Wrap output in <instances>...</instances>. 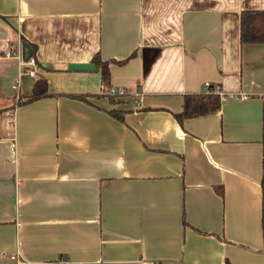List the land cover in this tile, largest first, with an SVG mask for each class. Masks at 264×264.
Wrapping results in <instances>:
<instances>
[{
  "label": "crops",
  "instance_id": "0c3cea01",
  "mask_svg": "<svg viewBox=\"0 0 264 264\" xmlns=\"http://www.w3.org/2000/svg\"><path fill=\"white\" fill-rule=\"evenodd\" d=\"M243 9L264 0H0V264H264V43H240ZM22 41L35 76L5 56ZM39 77L48 95L18 103ZM205 83L247 97L178 122Z\"/></svg>",
  "mask_w": 264,
  "mask_h": 264
},
{
  "label": "trees",
  "instance_id": "16d2710c",
  "mask_svg": "<svg viewBox=\"0 0 264 264\" xmlns=\"http://www.w3.org/2000/svg\"><path fill=\"white\" fill-rule=\"evenodd\" d=\"M239 40L240 43H264V10H249L243 9L240 11L239 18ZM33 49L32 55L33 56ZM92 61L96 67L100 70V80L102 85V94L107 95L111 104H120L122 99L120 96L108 94V90L112 87L110 83V70L109 61L100 59L99 55H94ZM123 62V61H117ZM48 95L46 80L39 77L35 80L31 94L26 97L23 101H18V103H28L39 99L43 96ZM69 97L87 101V95L77 94L69 95ZM220 106L219 96L213 91L197 94H186L183 96V107L174 116L178 122L186 118H192L200 115H205L216 111ZM1 111V110H0ZM108 113L119 121L123 120L125 111L123 109L112 107L108 110ZM264 123V112L262 115ZM261 189L264 194V167L262 171V176L260 180ZM62 259V261H54L49 264H70Z\"/></svg>",
  "mask_w": 264,
  "mask_h": 264
},
{
  "label": "built area",
  "instance_id": "2783aa9c",
  "mask_svg": "<svg viewBox=\"0 0 264 264\" xmlns=\"http://www.w3.org/2000/svg\"><path fill=\"white\" fill-rule=\"evenodd\" d=\"M5 56L7 57H16L18 58L20 61L22 59V44L20 42L17 43V45H10L7 50L5 51ZM24 67H23V71L24 73L28 74L29 76H35L36 75V61L35 58L33 56L27 57L26 60L23 61ZM15 88H17V85H14ZM205 87L207 89V92L209 91H213L215 93L218 94L219 96V101L223 102L227 99L230 98H236V97H247V94L244 92H220L218 90H211L209 89V84L205 83ZM108 94L110 95H115V96H123L126 94V91L124 88L121 87H110V89L108 90ZM16 98L18 99V95L16 96ZM262 100L264 103V95H262ZM25 264H33V263H25Z\"/></svg>",
  "mask_w": 264,
  "mask_h": 264
},
{
  "label": "water",
  "instance_id": "95a60500",
  "mask_svg": "<svg viewBox=\"0 0 264 264\" xmlns=\"http://www.w3.org/2000/svg\"><path fill=\"white\" fill-rule=\"evenodd\" d=\"M22 49L23 51L27 49V57H30L32 55V50L26 41H22ZM94 68H95V65L93 63H69L68 64V69H71V70H90Z\"/></svg>",
  "mask_w": 264,
  "mask_h": 264
}]
</instances>
